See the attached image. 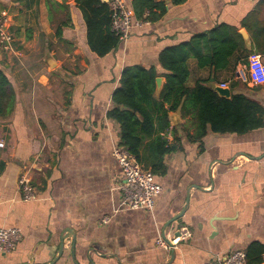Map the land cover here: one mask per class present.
Returning a JSON list of instances; mask_svg holds the SVG:
<instances>
[{
  "label": "crops",
  "instance_id": "1",
  "mask_svg": "<svg viewBox=\"0 0 264 264\" xmlns=\"http://www.w3.org/2000/svg\"><path fill=\"white\" fill-rule=\"evenodd\" d=\"M131 1L124 0L130 9ZM163 1L159 20L134 24L126 39L98 56L79 7L65 0H0L14 39L11 50L0 46V68L15 92L10 115L0 118V228L21 233L10 253H0V264H203L252 243L264 246V126L209 130L195 140V110L170 111L169 127L159 133L174 150L154 174L161 191L153 207L122 203L123 173L111 154L119 125L107 116L122 71L153 66L161 91L164 47L225 23L243 31L250 48L244 24L252 29L257 8L264 17L263 0ZM247 64L248 56L236 53L228 69L214 72L190 58L187 85L208 79L264 107V83L248 80ZM22 171L35 190L28 201L18 188ZM185 231L189 236L172 249L157 244Z\"/></svg>",
  "mask_w": 264,
  "mask_h": 264
},
{
  "label": "trees",
  "instance_id": "2",
  "mask_svg": "<svg viewBox=\"0 0 264 264\" xmlns=\"http://www.w3.org/2000/svg\"><path fill=\"white\" fill-rule=\"evenodd\" d=\"M83 13L87 43L91 51L103 56L113 50L120 39L110 30V11L103 0H65ZM186 0H171L174 5ZM264 1V0H263ZM131 9L136 20L157 21L165 11L163 0H132ZM158 10L159 13H156ZM259 9L252 11V29L244 24L252 37L250 48L238 31V27L219 23L214 27L192 35L187 41L164 47L158 62L164 69L165 82L158 97L154 96L156 77L153 66L126 67L119 85L112 93V107L107 112L119 125V144L127 147L143 168L152 174L164 170L163 158L174 150L159 132L169 127L168 113L179 107L195 110L193 139L201 140L210 130L217 133H243L264 126V107L242 93H231L229 98L220 96L208 85V79H196L189 87L188 60L193 58L198 68L216 72L230 67L234 54L247 57L252 52L264 56V17ZM254 17V18H253ZM258 17L257 19H255ZM55 33L61 35V26ZM232 87V86H231ZM15 103L12 83L0 68V118H7ZM157 133V134H156ZM146 137L148 139L146 140ZM245 264H257L263 260L264 246L252 243L245 250Z\"/></svg>",
  "mask_w": 264,
  "mask_h": 264
},
{
  "label": "built area",
  "instance_id": "3",
  "mask_svg": "<svg viewBox=\"0 0 264 264\" xmlns=\"http://www.w3.org/2000/svg\"><path fill=\"white\" fill-rule=\"evenodd\" d=\"M106 3L111 16L110 30L120 40L128 37L134 24L143 23V21L134 18L132 10L126 6L124 0H107ZM13 40L8 15L5 11H2L0 12L1 48L5 51L11 50ZM247 78L255 85L264 83V62L262 61V56L257 52H252L248 55ZM220 85L224 86V84ZM4 146V141L0 139V148ZM111 154L123 173V181L120 185L122 203L131 209H151L155 197L161 191V186L154 179L152 172L143 168L129 149L119 143L114 144ZM18 188L24 201L34 198L35 190L26 171H22L19 174ZM103 220L106 221L107 217H104ZM187 236H189V233L185 231L169 241L158 238L157 244L165 249H172L178 244L180 239H184ZM20 238L21 233L18 228H0V253H10L16 247ZM245 256L244 250L236 249L220 259L207 261L203 264H245Z\"/></svg>",
  "mask_w": 264,
  "mask_h": 264
},
{
  "label": "water",
  "instance_id": "4",
  "mask_svg": "<svg viewBox=\"0 0 264 264\" xmlns=\"http://www.w3.org/2000/svg\"><path fill=\"white\" fill-rule=\"evenodd\" d=\"M106 2L107 0H103ZM243 36V38L246 40V35L244 34L243 31L240 32ZM262 61L264 62V56H262ZM156 86H155V91H154V96L158 97V93L160 91L161 87V82L162 78L161 77H156ZM209 87H211L213 90H215L220 96L224 98H229L230 97V89L227 86H221L220 84H217L215 82H209L208 83ZM160 94V93H159ZM62 245L60 246L61 249ZM54 261H51L49 264H53Z\"/></svg>",
  "mask_w": 264,
  "mask_h": 264
},
{
  "label": "rangeland",
  "instance_id": "5",
  "mask_svg": "<svg viewBox=\"0 0 264 264\" xmlns=\"http://www.w3.org/2000/svg\"><path fill=\"white\" fill-rule=\"evenodd\" d=\"M226 76H229L230 75V73L229 72H226V74H225Z\"/></svg>",
  "mask_w": 264,
  "mask_h": 264
}]
</instances>
